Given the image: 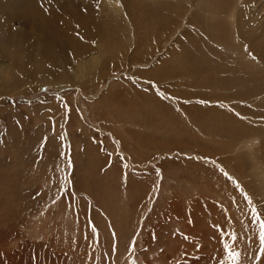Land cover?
<instances>
[{"label": "rangeland", "instance_id": "obj_1", "mask_svg": "<svg viewBox=\"0 0 264 264\" xmlns=\"http://www.w3.org/2000/svg\"><path fill=\"white\" fill-rule=\"evenodd\" d=\"M0 18V264H264V0Z\"/></svg>", "mask_w": 264, "mask_h": 264}, {"label": "snow or ice", "instance_id": "obj_2", "mask_svg": "<svg viewBox=\"0 0 264 264\" xmlns=\"http://www.w3.org/2000/svg\"><path fill=\"white\" fill-rule=\"evenodd\" d=\"M245 199L248 201L249 205H252L251 198L245 194ZM252 216L254 220L259 221V242H260V250L261 252H264V219L261 218L260 212L255 208V206H252ZM95 231V229H93ZM223 235L224 233H221L222 240L224 248L227 250V254L229 258L232 260L233 264H240V253L233 250V245L235 244L237 240V236L235 232L229 233L231 238L233 239V245L228 244L227 242L223 241Z\"/></svg>", "mask_w": 264, "mask_h": 264}, {"label": "bare ground", "instance_id": "obj_3", "mask_svg": "<svg viewBox=\"0 0 264 264\" xmlns=\"http://www.w3.org/2000/svg\"><path fill=\"white\" fill-rule=\"evenodd\" d=\"M8 13V12H7ZM1 19V18H0ZM22 19V18H21ZM7 22V21H6ZM6 24V23H5ZM8 24V23H7ZM3 25V24H2ZM9 25V24H8ZM6 26V25H5ZM8 30V29H7ZM63 31V29H61ZM13 36V35H12ZM6 43V42H5ZM2 44V43H1ZM3 49V48H2ZM3 52V51H2ZM10 60V59H9ZM19 76V75H18Z\"/></svg>", "mask_w": 264, "mask_h": 264}]
</instances>
